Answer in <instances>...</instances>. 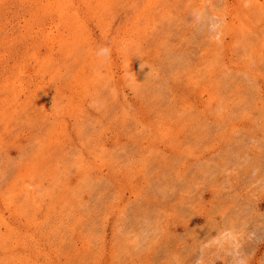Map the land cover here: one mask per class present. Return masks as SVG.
Listing matches in <instances>:
<instances>
[{"label": "rangeland", "instance_id": "374dc122", "mask_svg": "<svg viewBox=\"0 0 264 264\" xmlns=\"http://www.w3.org/2000/svg\"><path fill=\"white\" fill-rule=\"evenodd\" d=\"M237 243L264 264V0H0V264H239Z\"/></svg>", "mask_w": 264, "mask_h": 264}, {"label": "clouds", "instance_id": "9594fccd", "mask_svg": "<svg viewBox=\"0 0 264 264\" xmlns=\"http://www.w3.org/2000/svg\"><path fill=\"white\" fill-rule=\"evenodd\" d=\"M252 2L253 0H242L243 7L246 9L250 8L252 6ZM191 18H192L191 20L192 24L196 26V28L199 31L207 32L208 38L210 40L215 41L217 43L221 41V37L223 35V27H224V19L221 16L217 15L215 12L210 10L209 7L204 6V7L193 8L191 11ZM97 55L107 60V58L110 57L111 55V49L109 47H101L98 50ZM141 69L142 70L145 69L144 62L141 64ZM149 69L150 72L147 73L146 80L149 78V76L152 73V69L150 67ZM131 76L134 77L135 73L133 72ZM129 82L130 84L134 82L131 77L129 78ZM129 235L131 237L130 242L134 245L140 246L142 244V241L146 239L147 234L141 232L139 234L130 233ZM254 236L255 233L250 234L249 240L253 239ZM232 238L236 239L235 237ZM216 242L217 239L213 238V240L209 241L208 244L205 245V247H208L212 243H216ZM242 247L243 245L239 243L236 244V249H237L236 255L240 257L239 264H249V257L241 251ZM201 251H203V248L201 249ZM197 264H203L202 259L198 260Z\"/></svg>", "mask_w": 264, "mask_h": 264}]
</instances>
